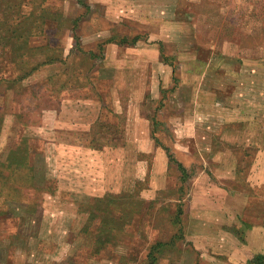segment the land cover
I'll use <instances>...</instances> for the list:
<instances>
[{
	"label": "rangeland",
	"instance_id": "rangeland-1",
	"mask_svg": "<svg viewBox=\"0 0 264 264\" xmlns=\"http://www.w3.org/2000/svg\"><path fill=\"white\" fill-rule=\"evenodd\" d=\"M0 264H264V0H0Z\"/></svg>",
	"mask_w": 264,
	"mask_h": 264
}]
</instances>
